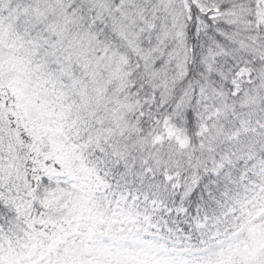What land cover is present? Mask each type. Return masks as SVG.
<instances>
[{"label":"snow or ice","instance_id":"6c2138e0","mask_svg":"<svg viewBox=\"0 0 264 264\" xmlns=\"http://www.w3.org/2000/svg\"><path fill=\"white\" fill-rule=\"evenodd\" d=\"M0 264H264V0H0Z\"/></svg>","mask_w":264,"mask_h":264}]
</instances>
